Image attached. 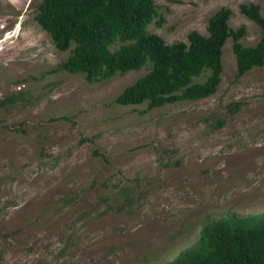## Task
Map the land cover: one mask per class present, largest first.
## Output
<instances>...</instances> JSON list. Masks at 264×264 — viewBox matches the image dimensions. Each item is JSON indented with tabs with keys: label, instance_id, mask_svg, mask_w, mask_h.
Wrapping results in <instances>:
<instances>
[{
	"label": "rangeland",
	"instance_id": "1",
	"mask_svg": "<svg viewBox=\"0 0 264 264\" xmlns=\"http://www.w3.org/2000/svg\"><path fill=\"white\" fill-rule=\"evenodd\" d=\"M243 1L264 5L155 0L165 20L147 28L186 40L228 6L253 45L260 27L239 11ZM37 3L0 0V264H160L207 221L264 210V64L235 77L229 37L213 94L143 112L146 102L114 97L146 66L93 81L41 75L69 49L37 22Z\"/></svg>",
	"mask_w": 264,
	"mask_h": 264
},
{
	"label": "trees",
	"instance_id": "2",
	"mask_svg": "<svg viewBox=\"0 0 264 264\" xmlns=\"http://www.w3.org/2000/svg\"><path fill=\"white\" fill-rule=\"evenodd\" d=\"M239 11L260 27L253 45L241 40L245 24L230 25L228 6L207 17L206 33L191 29L186 40L168 42L147 28L154 17L158 26L165 20L155 0H38L37 22L57 48L69 49L65 59L41 75L66 70L93 81L146 66L144 74L114 97L116 103L146 102L144 112L165 103L203 98L221 82L223 45L229 37L237 63L235 77L264 64V5L243 1ZM115 42L118 46L112 48ZM238 108L239 101L230 105L232 110ZM60 118L70 115L52 117ZM222 124L217 119L215 125ZM160 264H264V210L207 221L193 244Z\"/></svg>",
	"mask_w": 264,
	"mask_h": 264
}]
</instances>
